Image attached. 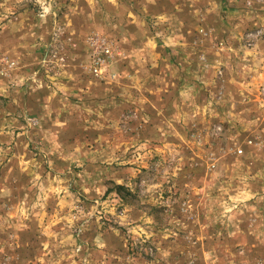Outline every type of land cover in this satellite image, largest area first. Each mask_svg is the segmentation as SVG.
Instances as JSON below:
<instances>
[{
	"label": "rangeland",
	"instance_id": "rangeland-1",
	"mask_svg": "<svg viewBox=\"0 0 264 264\" xmlns=\"http://www.w3.org/2000/svg\"><path fill=\"white\" fill-rule=\"evenodd\" d=\"M0 264H264V0H0Z\"/></svg>",
	"mask_w": 264,
	"mask_h": 264
},
{
	"label": "built area",
	"instance_id": "built-area-1",
	"mask_svg": "<svg viewBox=\"0 0 264 264\" xmlns=\"http://www.w3.org/2000/svg\"><path fill=\"white\" fill-rule=\"evenodd\" d=\"M90 45L92 48V56L97 66L96 70L100 67L107 66L109 61L115 56V51L110 43H107L105 39L99 36H93L90 39Z\"/></svg>",
	"mask_w": 264,
	"mask_h": 264
}]
</instances>
